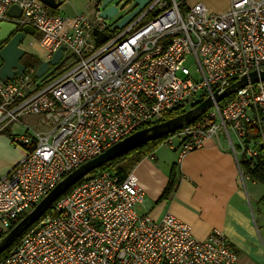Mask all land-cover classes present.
Returning a JSON list of instances; mask_svg holds the SVG:
<instances>
[{"label": "built area", "instance_id": "2783aa9c", "mask_svg": "<svg viewBox=\"0 0 264 264\" xmlns=\"http://www.w3.org/2000/svg\"><path fill=\"white\" fill-rule=\"evenodd\" d=\"M128 1L134 6L126 15L138 7L136 0ZM103 2H95L92 19H65L43 0H0V23L41 33L47 60L63 46V59L69 51L77 60L52 80H36L33 68L13 81L0 79V134L25 116H42L49 127L47 133L11 136L25 155L0 179V240L81 165L240 77L264 71V0H232L222 14L200 2L152 0L114 32L116 22L101 16ZM13 6L22 10L20 18L8 16ZM96 32L107 39L99 43ZM206 114L210 121L194 122L162 145L183 158L220 131L232 132L245 157L264 159V81L239 89ZM253 131L261 151L250 148ZM144 200L133 173L125 180L109 172L90 175L55 202L0 264L236 263L237 253L222 232L199 241L170 214L160 220L139 214L136 207Z\"/></svg>", "mask_w": 264, "mask_h": 264}, {"label": "crops", "instance_id": "0c3cea01", "mask_svg": "<svg viewBox=\"0 0 264 264\" xmlns=\"http://www.w3.org/2000/svg\"><path fill=\"white\" fill-rule=\"evenodd\" d=\"M198 2L212 13L222 14L230 9L232 0H220V4H214L213 0H190L192 4ZM53 13L57 14V10ZM30 46L37 48L40 55L29 54L47 60L39 41ZM30 118H34L33 123L22 120L0 134V179L25 155V147L12 142L13 133L49 132L44 117ZM249 141L250 148H259L255 131ZM243 158L251 160L245 157L241 141L232 132L220 131L203 148L183 158L178 152L159 146L131 172L145 192L144 202L136 207L138 213L154 220L170 214L189 225L199 241H205L214 230H219L237 253L235 264H264V183L250 176L241 164ZM173 172L174 187L167 198H162Z\"/></svg>", "mask_w": 264, "mask_h": 264}, {"label": "water", "instance_id": "95a60500", "mask_svg": "<svg viewBox=\"0 0 264 264\" xmlns=\"http://www.w3.org/2000/svg\"><path fill=\"white\" fill-rule=\"evenodd\" d=\"M113 0H104L102 4L101 16L106 20H110L118 15L119 10L116 7H106ZM152 0H136L138 7L117 21L110 29L123 30L127 27L134 18L140 14L143 9ZM43 2L52 10H58L63 2L57 0H43ZM168 3V2H167ZM166 3V4H167ZM167 5H164L166 7ZM22 10L18 6H13L8 11V16L11 18H20ZM36 35L34 28L27 26L22 31L17 30V26L11 23H0V59L3 65L0 69V79L2 81H13L16 77H23L27 66L22 63V60L29 54L22 48L26 38ZM97 41L103 43L107 37L99 32L95 33ZM65 47H60L50 60H41L40 66L36 70L35 77L42 78L53 67L58 66L64 56ZM264 81V71H253L248 75H244L237 79L230 87L222 90L218 89L213 96H209L197 107L192 108L185 113L173 117L168 121L154 125L152 127L140 130L123 139L111 148L107 149L98 157L86 162L79 168L67 175L30 213H28L5 237L0 240V256L11 248L30 228L38 223L42 217L52 209L63 195H65L79 181L85 179L91 173L103 167L128 153H131L150 142L161 139L176 131L182 130L187 126L196 122L202 115L207 113L216 103H221L231 97L239 89H242L250 83L256 84Z\"/></svg>", "mask_w": 264, "mask_h": 264}, {"label": "trees", "instance_id": "16d2710c", "mask_svg": "<svg viewBox=\"0 0 264 264\" xmlns=\"http://www.w3.org/2000/svg\"><path fill=\"white\" fill-rule=\"evenodd\" d=\"M24 64L27 66L28 69H30V68L37 69L41 64V59L35 55L28 54L27 57H25V59H24ZM197 106L198 105H195L194 107H197ZM183 113H185L184 110H180V111L176 110L175 114L172 117L179 116ZM207 121H210V120L208 119V116L205 113L196 122L207 123ZM179 131L171 133L170 135L165 136V137L158 139L156 141L150 142L147 145H145V146H143V147H141V148H139V149H137L131 153H128V154H126V155H124V156H122V157H120V158H118V159H116L110 163H107L103 167H101L98 170L91 173V175H97L99 173L109 172V173H112L114 175L119 176L121 180H125L128 177V175L133 171V169L143 159H145L151 152H154L159 146H161L162 143L168 137L175 135ZM259 142H260L259 136L257 135V143H259ZM258 150L261 151V149H259V148H258ZM241 164H242V166H244V168L248 171L250 176L255 181L260 182V183H264V159H263V157H260V158L256 159L255 161L254 160H245L243 158V160L241 161ZM84 182H85V179H82L81 181H79L74 187H72L61 198L70 194L75 188L82 185ZM174 184H175V172H173V174L171 176L170 183H169V185H168V187H167L162 198H167L169 196V194L171 193V191L174 187ZM263 202H264V200H263ZM50 212H51V209L42 217L41 220H43ZM39 222L36 223L32 228L36 227L39 224ZM28 231H26L25 233H27ZM19 240L17 242H19ZM17 242L0 256V261L5 259L9 255L12 248L17 244Z\"/></svg>", "mask_w": 264, "mask_h": 264}, {"label": "rangeland", "instance_id": "374dc122", "mask_svg": "<svg viewBox=\"0 0 264 264\" xmlns=\"http://www.w3.org/2000/svg\"><path fill=\"white\" fill-rule=\"evenodd\" d=\"M60 2H63L61 7L57 10V14L65 19H73L78 16L85 15L88 18H93L96 12V6L95 2L100 0H57ZM123 1V3H121ZM168 2L170 0H167ZM214 4H220V0H213ZM118 5L119 7V14L110 20H108V23L113 25L115 22H117L121 17L125 16L131 9L133 8V3L128 0H113L110 3V6ZM42 38V34L39 32H36L35 36L27 37L25 40V43L23 46L27 48L28 53H33L36 55H40L37 48H31V44H35L37 41H40ZM77 60H75V57L69 52H65V57L61 61V63L53 67L49 72H47L44 77L40 78L41 81L45 80H52L54 78L59 77L67 70L73 68L77 63H75ZM35 77V76H34ZM187 109V111L191 110ZM34 116H25L22 118V120L28 121L33 123L34 118H30Z\"/></svg>", "mask_w": 264, "mask_h": 264}]
</instances>
